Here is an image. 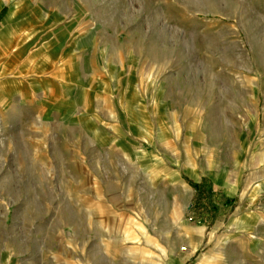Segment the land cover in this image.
Returning <instances> with one entry per match:
<instances>
[{"label":"rangeland","instance_id":"rangeland-1","mask_svg":"<svg viewBox=\"0 0 264 264\" xmlns=\"http://www.w3.org/2000/svg\"><path fill=\"white\" fill-rule=\"evenodd\" d=\"M0 264H264V0H0Z\"/></svg>","mask_w":264,"mask_h":264}]
</instances>
